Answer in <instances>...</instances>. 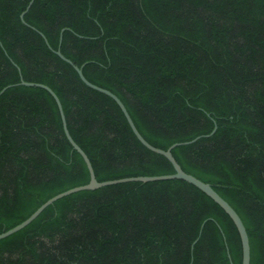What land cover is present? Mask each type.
Instances as JSON below:
<instances>
[{"label": "trees", "instance_id": "1", "mask_svg": "<svg viewBox=\"0 0 264 264\" xmlns=\"http://www.w3.org/2000/svg\"><path fill=\"white\" fill-rule=\"evenodd\" d=\"M30 1L0 0V234L90 181L55 98L21 77L57 93L99 181L175 171L60 47L157 147L217 124L173 154L237 210L264 264V0H34L26 24ZM228 247L242 264L237 226L204 191L132 181L58 199L0 239V264H231Z\"/></svg>", "mask_w": 264, "mask_h": 264}, {"label": "water", "instance_id": "2", "mask_svg": "<svg viewBox=\"0 0 264 264\" xmlns=\"http://www.w3.org/2000/svg\"><path fill=\"white\" fill-rule=\"evenodd\" d=\"M34 0H31L26 8V10L21 14V18L23 20L24 23H27V21L25 20L24 16L25 13L30 9L31 5L33 4ZM34 29H36L34 26H32ZM45 39L47 40L46 36L44 35L43 32H40ZM61 41H62V34H61ZM55 52L65 61H67L68 63L72 64L73 67L76 69V71L78 72L80 78L82 79V81L87 84L89 87L100 91L110 97H112L120 106V108L122 109L123 113L126 116V119L132 129V131L134 132V134L136 135V137L141 141V143L146 146L148 149H150L151 151L163 155L165 156L173 165L174 167V172L173 173H169V174H161V175H140V176H130V177H123V178H118V179H111V180H105V181H99L96 177L95 174V170L93 167V164L91 162V159L89 158L88 154L85 152V150L75 141V139L73 138V136L70 133V130L68 128L67 125V120H66V115L64 112V108H63V104L59 98V96L57 95V93L47 84L41 83V82H31V81H26L23 77H21V81L18 84H22V85H26V86H38V87H42L45 88L46 90H48L52 96L55 98L58 107L60 109L61 112V116L63 119V124H64V130H65V134L68 138V140L70 141V143L72 144L73 148L75 150H77L80 155L83 157L89 174H90V181L87 184H83L80 186H76L73 188H70L68 190H65L63 192H60L58 194H56L55 196L49 198L46 202H44L39 208H37L27 219H25L23 222H21L20 224L16 225L15 227L3 232L0 234V239H3L21 229H23L24 227H26L27 225H29L34 219H36L49 205L53 204L55 201H57L58 199L70 195L72 193L78 192V191H82V190H94V189H98L104 186H108V185H113V184H118V183H125V182H132V181H141V182H149V181H156V180H167V179H181V180H185L193 185H195L196 187H198L199 189H201L202 191H204L208 196H210L216 203H218L225 211L226 213L232 218V220L234 221L235 225L238 228V231L240 233V237H241V241H242V248H243V259H242V264H251V244H250V238H249V234L246 228V225L242 219V217L239 215V213L237 212V210L223 197L221 196L212 186L211 183L209 182H205L203 180H201L200 178L196 177L195 175L186 172L181 164L178 162V160L176 159V157L173 154V149L178 146V145H182V144H191L196 142L197 140H199L201 137H209L211 135H213L215 133V131L217 130V124L215 125L214 129L208 133V134H203V135H199L196 138L192 139V140H187V141H183V142H176L174 144H172L169 148L167 149H163L160 147H157L153 144H151L139 131V129L137 128L132 116L130 115L126 105L124 104V102L121 100V98H119V96H117L114 92H112L111 90L104 88L102 86H99L93 82H91L84 74L83 72V66H78L73 60H71L70 58L66 57L63 52L61 51V48L59 47L57 50H55ZM17 65V64H16ZM18 66V65H17ZM19 70L21 71L20 67L18 66ZM11 85H8L6 87H4L1 91H0V95L2 93H4ZM198 240V239H197ZM196 240V241H197ZM196 241L194 242V244L196 243ZM228 254H229V258L231 261V264L233 263L230 251H229V247H228Z\"/></svg>", "mask_w": 264, "mask_h": 264}]
</instances>
